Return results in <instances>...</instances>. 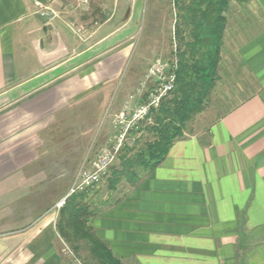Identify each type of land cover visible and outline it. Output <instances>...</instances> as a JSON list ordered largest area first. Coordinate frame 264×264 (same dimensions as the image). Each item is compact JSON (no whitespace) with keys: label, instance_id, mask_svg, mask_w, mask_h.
<instances>
[{"label":"crops","instance_id":"1","mask_svg":"<svg viewBox=\"0 0 264 264\" xmlns=\"http://www.w3.org/2000/svg\"><path fill=\"white\" fill-rule=\"evenodd\" d=\"M179 15L176 0H0V264H76L58 204L139 87L122 90L137 50L194 43ZM224 17L216 116L89 222L123 264H264V0Z\"/></svg>","mask_w":264,"mask_h":264},{"label":"trees","instance_id":"2","mask_svg":"<svg viewBox=\"0 0 264 264\" xmlns=\"http://www.w3.org/2000/svg\"><path fill=\"white\" fill-rule=\"evenodd\" d=\"M182 25L194 36V43L186 44L177 53L179 68L175 90L160 105L154 125L147 128L150 139L144 148L130 154L125 146L118 166L113 165L106 178L108 189L115 191L123 178L131 187L141 179L140 169L148 173L160 166L173 144L184 137L185 125L204 111L219 79L222 38L226 27L224 13L230 0H177ZM126 154L122 155L123 153ZM144 173V174H145ZM105 180V179H104ZM86 192L71 195L60 211L57 229L67 245L80 254L88 250L85 264H123L100 240L89 222L101 213L85 201Z\"/></svg>","mask_w":264,"mask_h":264},{"label":"built area","instance_id":"3","mask_svg":"<svg viewBox=\"0 0 264 264\" xmlns=\"http://www.w3.org/2000/svg\"><path fill=\"white\" fill-rule=\"evenodd\" d=\"M77 1L87 6L96 0ZM38 6L48 11L43 6ZM52 15H55L54 12H52ZM177 53L175 47L168 56L155 58L137 90L129 95L122 112L114 119L112 135L93 160L87 159L85 161L73 188L68 196L58 204V208L65 206L71 195L92 190L106 179L130 138L134 134L137 135L143 132V124H153L155 114L161 103L176 88L179 68ZM66 252L72 254L67 245Z\"/></svg>","mask_w":264,"mask_h":264},{"label":"rangeland","instance_id":"4","mask_svg":"<svg viewBox=\"0 0 264 264\" xmlns=\"http://www.w3.org/2000/svg\"><path fill=\"white\" fill-rule=\"evenodd\" d=\"M144 1H146V0H144ZM147 1H150V0H147ZM165 6L166 7L161 6V9L159 11H157V13H156L157 14L156 21L158 23L162 22V26H163L162 29L163 30L161 29L162 30V31L160 30L161 32L170 28L169 6L167 4ZM51 14H52V11H51ZM163 16H165V18H162ZM150 30L154 31V28L151 27ZM152 34L153 33H151L150 37L153 38L154 36H152ZM163 37L167 39L168 36L163 35L162 37H159V39L162 38V41L160 40L158 42V45H156V46L154 44H149V45L145 46V48L143 50H140V49L137 50V52H136V53H138L137 58H140L139 62H138L139 65H136V67H135L134 63H132V65L128 67V70H131L133 68L132 74H134V76L128 83H126V85L123 86L122 90H123V92H125L126 95L129 92H131L132 90H134V88L139 83V81H141L144 78V76L146 75V73L150 67L149 61H152V58H154V56H157V55L168 56L170 54V50H171L170 49V43L168 40L164 39ZM136 38H139V34L136 36ZM132 53H133V51H132ZM139 54H143L144 56L147 55L149 60L143 59V57L139 56ZM215 110H216L215 104L212 102V100L210 98L205 105L204 111L202 113H200L199 115H197L192 121L188 122L185 125V129L187 128L188 130H190V129L194 128L195 126H198L199 123L206 124V123L210 122L216 116V114L214 115V112H212ZM152 125H154V122H153V124H150V125L143 124L142 125L143 132H141L140 134H137V135L134 134L133 137L130 138V140L126 144V146L128 148H131V146L136 144L138 142V140L141 139L139 141V144L134 146V149H133V151L130 152V154L136 153L138 150L144 148V146L148 143V140L151 137H150L149 133H146L145 130H147V128L152 126ZM100 149L101 148H100L99 144L95 145V143H94L92 148H91V151L89 152L90 154L88 155L87 159L93 160L97 156V154L99 153ZM126 153L127 152L123 153L122 155H124ZM119 164H120V161H118V160H116V162L114 163L115 166H118ZM145 172L146 171L144 169H140V171L138 172L139 176L142 177ZM121 182L122 183H121V185H119L117 190L110 191L108 189L107 180L106 179L103 180L94 189L86 192L87 197L85 198V201L88 202L89 204H91L92 207L95 209H104L109 204L118 200L125 192H127L131 188V186L128 182V179L123 178ZM72 188H73V186L71 187V189ZM71 189H70V191H71ZM67 246L70 248V251L72 252V254H69L70 259H72L76 264H85L84 261L86 260V258L89 255L88 250L85 249V245H83L84 250L80 254L75 253L74 249L72 247H70L69 245H67Z\"/></svg>","mask_w":264,"mask_h":264}]
</instances>
